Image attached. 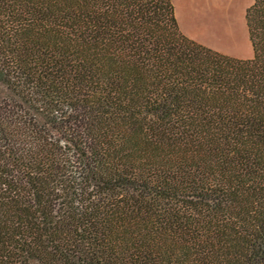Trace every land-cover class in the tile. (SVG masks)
<instances>
[{"label":"trees","instance_id":"trees-1","mask_svg":"<svg viewBox=\"0 0 264 264\" xmlns=\"http://www.w3.org/2000/svg\"><path fill=\"white\" fill-rule=\"evenodd\" d=\"M254 55L172 0H0V264H264Z\"/></svg>","mask_w":264,"mask_h":264},{"label":"rangeland","instance_id":"rangeland-1","mask_svg":"<svg viewBox=\"0 0 264 264\" xmlns=\"http://www.w3.org/2000/svg\"><path fill=\"white\" fill-rule=\"evenodd\" d=\"M217 1L223 2L226 6L225 10L219 4H216L214 0H172L178 21L184 30L206 42L233 48L234 41L227 38L224 41V38H222L223 22L231 18L232 24L237 29L240 28L242 31L246 29L247 31L246 10L253 4L254 0Z\"/></svg>","mask_w":264,"mask_h":264},{"label":"crops","instance_id":"crops-1","mask_svg":"<svg viewBox=\"0 0 264 264\" xmlns=\"http://www.w3.org/2000/svg\"><path fill=\"white\" fill-rule=\"evenodd\" d=\"M214 2L216 4H219L222 7V9L225 10L226 6L223 4L222 1L218 2L217 0H214ZM228 9L230 10L229 7H228ZM176 17H177V15H176ZM177 20H179V19L177 18ZM178 23H179V21H178ZM223 24H224V30H222V32H223L222 38H224V41H226V38L230 41H234V43H233L234 47L233 48H228V47H224V46H220L217 44H212V43L206 42L203 39H200V38L194 36L192 33L184 30L181 23H179V25H181L180 28H181L182 32L186 36L190 37L191 39H193V40H195V41H197V42H199V43H201V44H203V45H205V46H207V47H209L215 51L221 52L223 54H226V55H229L232 57H236V58H240V59H251L254 55V52H253V47H252L251 41L248 37L249 36V33L247 32L248 28H247V31H246V29H245V31H242V29L240 30V28L237 29L236 26H234L232 24L231 18L224 20Z\"/></svg>","mask_w":264,"mask_h":264}]
</instances>
